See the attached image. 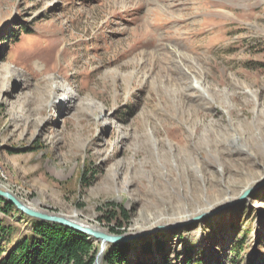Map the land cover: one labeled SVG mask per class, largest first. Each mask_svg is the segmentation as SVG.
<instances>
[{
	"label": "rangeland",
	"instance_id": "374dc122",
	"mask_svg": "<svg viewBox=\"0 0 264 264\" xmlns=\"http://www.w3.org/2000/svg\"><path fill=\"white\" fill-rule=\"evenodd\" d=\"M0 54V191L35 211L109 233L113 203L137 233L264 180V0H0ZM31 220L0 213L5 252ZM127 245L129 263L264 264V185Z\"/></svg>",
	"mask_w": 264,
	"mask_h": 264
},
{
	"label": "trees",
	"instance_id": "16d2710c",
	"mask_svg": "<svg viewBox=\"0 0 264 264\" xmlns=\"http://www.w3.org/2000/svg\"><path fill=\"white\" fill-rule=\"evenodd\" d=\"M23 33L30 35L27 27L19 28L18 32H5L4 38L2 37L3 46L11 44L12 47L18 44ZM89 179L86 175L81 178L84 186L89 184ZM12 211L13 206L0 199V213L7 217ZM101 211L103 214L100 221L106 223L109 233L115 235L124 233L129 215L123 207L108 203ZM31 221L30 232L23 236L14 248L5 252L0 246V264H94L97 246L86 236L57 224L35 219ZM3 234L8 232L0 224V238ZM134 245L136 252L142 256L160 252L163 248L162 242L158 241L156 236L143 238ZM130 247L131 245L108 246L103 254L102 264H144L137 257L132 262H127L126 256ZM148 263L152 264L150 260ZM158 264L169 263L161 256Z\"/></svg>",
	"mask_w": 264,
	"mask_h": 264
},
{
	"label": "water",
	"instance_id": "95a60500",
	"mask_svg": "<svg viewBox=\"0 0 264 264\" xmlns=\"http://www.w3.org/2000/svg\"><path fill=\"white\" fill-rule=\"evenodd\" d=\"M263 185H264V180L262 182H260L259 184H257L256 186H254L253 188L244 192V194L240 197L239 200L223 204L222 206H220L215 211H212L210 213L195 217L186 223L177 224V225H173V226L172 225L155 226L151 229L139 231L137 233H122V234H118V235L110 234V233H104L98 229L90 228L88 226H82V225L77 224L76 222L69 221V220L62 218L60 216H53V215L40 213L38 211H35L34 209H31V208L25 206L24 204H22L21 202L16 200L12 195H10L7 192L0 191V198L3 199L6 203L14 206V208L17 210V212L20 215H25L29 218L39 220V221L45 222V223L57 224V225L65 227L69 230H72L75 233L82 234V235L86 236L88 239H93V240L99 241L100 242V251H99L98 255L95 257L94 264H100L101 255L104 252L106 245H110V246L127 245V244H129V243H131V242H133L139 238L145 237V236H149V235H152V234H155L158 232H164V231L172 230V229H175L178 227H183L186 225L194 224L200 220H203V219L213 215L214 213H217L223 209L229 208L231 206H234L236 204H239V203L245 201L250 195H253V193L255 191H257Z\"/></svg>",
	"mask_w": 264,
	"mask_h": 264
},
{
	"label": "bare ground",
	"instance_id": "6f19581e",
	"mask_svg": "<svg viewBox=\"0 0 264 264\" xmlns=\"http://www.w3.org/2000/svg\"><path fill=\"white\" fill-rule=\"evenodd\" d=\"M8 71H7V74L8 75H11V73H12V70H10V69H7ZM190 81V80H189ZM191 82V87H192V89H194V90H200V85H199V81L197 80V79H195V78H192V80L190 81ZM189 82V83H190ZM53 84V83H52ZM203 91V90H202ZM74 100H76V97L74 96V95H70V96H68V100H67V103H69V101L70 102H73ZM5 192V191H4ZM32 208V207H31ZM69 218V217H68ZM70 219H72V218H70ZM77 222H79V221H77ZM88 227H90V228H94V227H92V226H88ZM95 229V228H94Z\"/></svg>",
	"mask_w": 264,
	"mask_h": 264
}]
</instances>
